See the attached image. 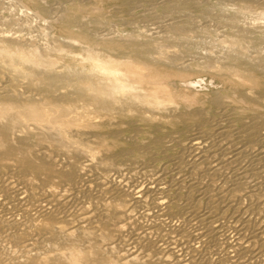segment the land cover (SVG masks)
<instances>
[{"label": "bare ground", "instance_id": "obj_1", "mask_svg": "<svg viewBox=\"0 0 264 264\" xmlns=\"http://www.w3.org/2000/svg\"><path fill=\"white\" fill-rule=\"evenodd\" d=\"M153 1L0 0V264H264L261 0Z\"/></svg>", "mask_w": 264, "mask_h": 264}, {"label": "rangeland", "instance_id": "obj_2", "mask_svg": "<svg viewBox=\"0 0 264 264\" xmlns=\"http://www.w3.org/2000/svg\"><path fill=\"white\" fill-rule=\"evenodd\" d=\"M218 1V0H215ZM234 2L231 3L230 7H228L229 10H231L233 13L235 12V8L232 6L234 4H237L236 2L238 0H233ZM25 2V1H24ZM87 2L93 6L96 7V5H101V11L105 13V15L114 18L115 22L117 20L118 23H122V21L133 19L134 21L144 19L142 17V13H150L154 8V1L153 0H87ZM205 2H210V0H204L202 2V5L205 4ZM26 3V2H25ZM29 5V4H28ZM202 6L197 7L192 5L190 9L191 14L199 15L201 13ZM135 12H138L137 15H135ZM164 13L160 12V15L162 16ZM200 24L211 27H218V33H225V29H221L222 26L218 23L221 21L217 16H212L210 18L206 19H200ZM127 27L130 28V25ZM198 27L191 26L189 28V31L195 34V37H199V31ZM227 30L229 28H226ZM201 36V35H200ZM218 38L217 34H212L209 36V39L204 40L200 39L202 42H207L205 47H209L212 44L215 45V41ZM215 40V41H214ZM217 42V41H216ZM198 54L197 52L192 55V63L196 60H198ZM201 77V78H199ZM189 79L196 80L194 82V85H191L189 87H186L184 83H181L177 79H173L170 82V86L172 89L174 88L178 93L187 94L190 98V104L194 108H210L211 107V98L214 95V92L216 91L217 87H221V82L218 81L216 78H212L209 75H200L191 73L189 75ZM198 80H202L197 82ZM204 80V81H203ZM264 82V79H261ZM216 82V83H214Z\"/></svg>", "mask_w": 264, "mask_h": 264}, {"label": "snow or ice", "instance_id": "obj_3", "mask_svg": "<svg viewBox=\"0 0 264 264\" xmlns=\"http://www.w3.org/2000/svg\"><path fill=\"white\" fill-rule=\"evenodd\" d=\"M97 9H101V5H96ZM260 7L264 10V0H261Z\"/></svg>", "mask_w": 264, "mask_h": 264}]
</instances>
